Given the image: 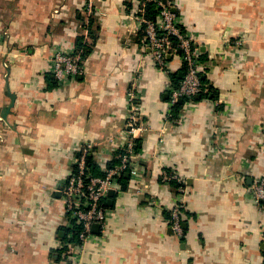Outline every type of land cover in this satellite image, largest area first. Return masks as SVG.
Here are the masks:
<instances>
[{
    "label": "crops",
    "instance_id": "obj_1",
    "mask_svg": "<svg viewBox=\"0 0 264 264\" xmlns=\"http://www.w3.org/2000/svg\"><path fill=\"white\" fill-rule=\"evenodd\" d=\"M166 2L215 91L181 101L171 120L168 74L184 64L168 56L167 74L152 61L144 0H0V264H264V205L250 188L264 176V0ZM77 38L91 46L82 71L58 82L50 58L77 52ZM130 102L145 127L133 138L138 183L125 173L104 230L62 252L60 189L85 144L93 174L119 163ZM165 170L187 187L181 237L166 218L177 195L159 181Z\"/></svg>",
    "mask_w": 264,
    "mask_h": 264
},
{
    "label": "built area",
    "instance_id": "obj_2",
    "mask_svg": "<svg viewBox=\"0 0 264 264\" xmlns=\"http://www.w3.org/2000/svg\"><path fill=\"white\" fill-rule=\"evenodd\" d=\"M157 3L160 8L159 14L154 22L146 21L142 16V9L137 16L142 30L144 46L147 47L149 55L154 64L167 74L166 60L168 56L176 55V50H181L180 58L185 65V73L177 88H170L168 98V111L165 114L166 120L171 118V109L179 101L185 100L190 103L202 92L200 73L202 62L200 61L199 46L196 45V38L187 32H182L178 17L172 10V4H165L163 0H148ZM172 38L177 40V45L173 44ZM50 71L52 77L58 82H64L75 77L82 71L81 58L72 47L71 50L56 49L50 58ZM129 101L135 100L134 91L128 93ZM130 102L131 114L128 117L127 127L130 139L122 144L123 154L120 161L114 167L108 168L103 176L92 175L86 167V160L91 157L92 145L85 144L79 151V156L75 161V170L66 178L60 189V196L64 203V211L67 217V225L71 227L79 225L81 231L78 235L79 245L71 247L67 245L69 253L73 249L83 250L84 245L93 238L92 227L98 225L100 231L104 230L107 222V212L104 202L109 191H119L118 180L127 173L134 177L135 182L139 176L138 170L133 164V154L135 152L134 135L137 131L144 130L143 124L136 116L137 106ZM161 183L168 185L172 181L178 184L176 188L177 201L170 211V228L172 232L181 237L182 213L185 207V194L187 187L185 181L176 173L162 171ZM252 195L256 202L264 201V176L257 178L251 185ZM263 260H264V238ZM70 259V257H67Z\"/></svg>",
    "mask_w": 264,
    "mask_h": 264
},
{
    "label": "trees",
    "instance_id": "obj_3",
    "mask_svg": "<svg viewBox=\"0 0 264 264\" xmlns=\"http://www.w3.org/2000/svg\"><path fill=\"white\" fill-rule=\"evenodd\" d=\"M163 1H164L165 4L169 3V2H166V0H163ZM140 9H142V11H143L142 12L143 18L146 21H151V22H154L156 20L158 14H159V10H160V8L158 7L157 3L153 2V1H147V0H144V4L142 5V7ZM174 14L177 17L179 15L177 10H176V13L174 12ZM138 15H140L139 12H138ZM180 29H181L182 32H186V30L183 28V26H181V24H180ZM142 32H143V30H142ZM171 40L173 41L174 45H177V40L175 38H172ZM74 45H75V48H76L77 52L80 55L81 64H82L83 59L89 54L91 46L88 45L86 42H84L82 40V38H77L75 40V44ZM180 54H181V50H179V49L176 50V55L180 56ZM200 61L201 62L204 61L203 54H201V56H200ZM184 73H185V65L182 66V68L180 69L179 72L168 74V75H170L169 79H170L171 88H177L179 86V84H180V82H181V80L183 78ZM200 82L202 84V92L199 94V96H197L199 98L198 100L214 98L215 97V91L208 84V81L205 78V76L203 77V75H201V73H200ZM195 98L193 100H195ZM183 102H185V100H183ZM183 102H181V103L177 102L175 105H173V107L171 109V118H170V120L174 119V117L177 115L178 111L182 107ZM120 157L121 156H119V158ZM115 165H117V164H115ZM115 165L112 164L109 168L114 167ZM92 166H93L92 159H91V157H89L86 160V167H87V169L89 170V172L91 174H93V172H91V169H92L91 167ZM73 170H75V168ZM165 171L169 172L167 170H165ZM93 175L95 176L96 174H93ZM96 176H98V175H96ZM101 176H103V175H101ZM125 180L126 179L124 178V174H123L119 178L118 183H119V181L120 182H125ZM159 181H161V176H159ZM169 185L172 186V187H175V190L178 187V184L174 183L173 181L171 183H169ZM261 205H264V201H262ZM104 206H105V203H104ZM168 213L169 212H167L166 218H167V220L169 222ZM80 231H81L80 226L76 225V224L72 225L71 227L67 226L66 228H64V236L61 239V242L63 244V247H62V250H61L62 252H64L67 249V245H70L71 247H75V246L79 245L78 235H79Z\"/></svg>",
    "mask_w": 264,
    "mask_h": 264
},
{
    "label": "water",
    "instance_id": "obj_4",
    "mask_svg": "<svg viewBox=\"0 0 264 264\" xmlns=\"http://www.w3.org/2000/svg\"><path fill=\"white\" fill-rule=\"evenodd\" d=\"M8 96L10 98L11 103L9 104V106L7 107V109L5 110V112H7L13 106V103H14V96L13 95H10V94ZM179 103H181V101H179ZM113 194H114L113 191H109L108 194H107V196H110L111 197V196H113ZM97 228H98V225H94L93 226V229H97Z\"/></svg>",
    "mask_w": 264,
    "mask_h": 264
},
{
    "label": "bare ground",
    "instance_id": "obj_5",
    "mask_svg": "<svg viewBox=\"0 0 264 264\" xmlns=\"http://www.w3.org/2000/svg\"><path fill=\"white\" fill-rule=\"evenodd\" d=\"M72 172V171H71Z\"/></svg>",
    "mask_w": 264,
    "mask_h": 264
}]
</instances>
